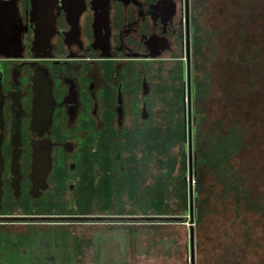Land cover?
I'll return each mask as SVG.
<instances>
[{
    "label": "flooded vegetation",
    "instance_id": "af4514ba",
    "mask_svg": "<svg viewBox=\"0 0 264 264\" xmlns=\"http://www.w3.org/2000/svg\"><path fill=\"white\" fill-rule=\"evenodd\" d=\"M195 19L197 0H0V230L105 222L41 215L35 206L81 196L101 170L85 155L88 138L132 130L129 120L155 111L157 87L170 78H182L184 106ZM123 160L111 158L114 172ZM10 196L28 201L32 214L6 215Z\"/></svg>",
    "mask_w": 264,
    "mask_h": 264
},
{
    "label": "rangeland",
    "instance_id": "374dc122",
    "mask_svg": "<svg viewBox=\"0 0 264 264\" xmlns=\"http://www.w3.org/2000/svg\"><path fill=\"white\" fill-rule=\"evenodd\" d=\"M204 4L200 18L203 27L211 32L207 52L208 66L213 74L212 97L206 105V115L211 120L221 119L225 126L236 123L244 130V146L234 156L233 164L245 178L251 199L258 200L257 208L250 212L243 210L236 218L231 202L220 198L219 186L210 179V187L205 192L209 197L205 205L207 212L198 226L188 217L184 223L166 224L143 222V217L130 215H101L119 210V198L110 197L107 201L98 197L106 193V184L97 178L99 193L92 197L93 203L87 198L84 208L95 214L87 218H101L105 222L75 225L67 230L54 227L46 231L42 230L46 225L33 226L37 228L32 230H27L26 225H6L5 230H0V257L4 264H43V254L48 249L55 264H189L190 226L194 231V264H264V0H204ZM169 80V84L157 87L162 91L155 111L152 113L148 105L149 115L145 120L138 122L136 117L129 120L133 127L142 125V129L147 128L155 121L153 117L158 112L156 122H162L160 118L165 116V107H168L165 101L172 94L170 88L179 87L178 81ZM184 105L187 106L186 98ZM184 119L186 122L185 116ZM130 131H112L115 139L111 144L117 146L110 151L111 164L108 167L111 175L115 171L111 158H128L130 143L126 134ZM95 137L91 135L88 144L93 143ZM97 150L94 148L93 152ZM170 155L176 159L173 171L176 175L180 168L179 149L173 148ZM99 159L101 161L102 156ZM142 162V170L147 171L151 166L148 167L145 160ZM131 167L137 168L138 172L141 169ZM156 171L157 168L153 167L152 173H144L146 181ZM104 174L103 178H106L108 175ZM122 180L115 177L110 181L112 194L120 193ZM185 180L188 181V175ZM90 183L88 180L87 187ZM190 184L193 185L192 180ZM58 197L53 195L49 201L44 198L45 201L37 202L35 212L56 214L76 209L72 200ZM3 206L5 213L32 212L28 201L16 202L11 196L4 200ZM117 224H128V227ZM246 228L251 233L253 245L247 244L244 238ZM72 239L83 244V254L80 252L77 259L69 255L68 241Z\"/></svg>",
    "mask_w": 264,
    "mask_h": 264
},
{
    "label": "trees",
    "instance_id": "16d2710c",
    "mask_svg": "<svg viewBox=\"0 0 264 264\" xmlns=\"http://www.w3.org/2000/svg\"><path fill=\"white\" fill-rule=\"evenodd\" d=\"M204 7V0H197V19L194 20L192 38L190 138L187 139L185 129L182 102L183 86L181 84L182 78H179V87L173 88L171 86L170 88L173 96L171 94L169 98H165V105L167 104L168 107H165V116L160 118L162 122H156L157 115L153 117L155 121L147 128L142 129L135 126L132 131L125 133L128 136L127 141L130 143L129 149H127L129 155L128 158L122 161L125 169L117 170L112 174L114 178L123 179L119 184L120 193L114 195L110 191L112 172L110 173L108 166L111 164L109 161V157L112 155L110 151L114 146L111 143L115 138L111 135L112 130L96 134L93 144L89 148L87 147L86 156L88 154L97 158L102 156V160L98 162L101 169L99 180L102 184H106V188H104L106 193L102 196L98 195V197H103L107 201L110 200V197H117L119 198L118 208H120L119 210L116 209L112 213L113 215L109 213H102L101 215L149 217L148 220L143 222L166 224L184 223L188 217L195 226H198L207 212L205 205L209 197L205 195V192L210 187V179L219 186L220 198L228 199L231 202L232 211L236 218L240 217L243 210L250 212L258 206V200H252L250 197L245 178L240 175L233 164L234 156L244 146V130L236 123L225 126L221 119L211 120L206 115V105L212 97L213 74L208 66L210 58L207 52L211 32L203 27L200 19L201 9ZM188 141H190V150ZM94 147L98 148L97 152H93ZM176 147L180 153V168L178 174L175 175L173 171L176 159L171 157L170 150ZM117 154L119 155V153ZM143 159L147 162L148 167L157 168L156 174L152 175L149 181H146L145 177L141 175ZM131 165L139 166L141 169L138 172V169L132 168ZM151 167L148 171L152 173L153 167ZM103 172L105 173L104 176L108 175L105 176L106 178H103ZM189 174L193 185L185 180V176ZM99 180L89 181L98 186ZM97 186V189H95L93 186L83 185L81 189L83 194L72 198L76 209L69 210L70 212L60 211L53 215L69 217L95 215L88 208H84L86 205L84 201L86 203L87 198H90L88 195L92 192L99 193V187ZM190 186L191 198L189 196ZM60 198L62 200L63 197L59 196L58 199ZM27 199L29 200L30 196H27ZM78 207H81V209ZM124 207L128 209L126 210ZM130 207H133L132 210ZM262 209L264 211V207ZM5 214L10 215L11 213ZM21 214L31 215L32 212L29 213L27 210ZM37 214L49 215V213L42 212H37ZM55 227L65 229L63 226ZM243 235L247 244H254L251 233L247 228L243 231ZM68 248L69 255L71 254L74 257L73 259H77L82 249L81 244L76 239H72L68 241ZM44 256L43 264H55L53 262L55 259L51 255L45 254Z\"/></svg>",
    "mask_w": 264,
    "mask_h": 264
},
{
    "label": "water",
    "instance_id": "95a60500",
    "mask_svg": "<svg viewBox=\"0 0 264 264\" xmlns=\"http://www.w3.org/2000/svg\"><path fill=\"white\" fill-rule=\"evenodd\" d=\"M184 102H185V98H184ZM186 102H187V106L184 105L183 112H184V116L187 118V120L185 122V129H186V133L188 131L187 138L189 140V138H190V89H189V80L187 83ZM188 147L190 150V141H188ZM189 163H190V158H189ZM188 181H189V183H191V175L190 174L188 175ZM189 196L191 198V186L189 187ZM191 210L192 209H191V205H190V212H191ZM141 219L148 220L149 217H143ZM162 219H165V218H162ZM189 264H194V231H193V226H190V228H189Z\"/></svg>",
    "mask_w": 264,
    "mask_h": 264
}]
</instances>
